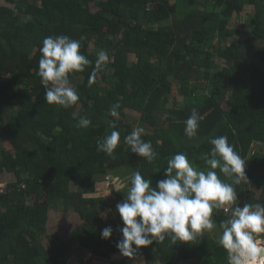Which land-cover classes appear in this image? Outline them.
<instances>
[{
  "label": "trees",
  "instance_id": "16d2710c",
  "mask_svg": "<svg viewBox=\"0 0 264 264\" xmlns=\"http://www.w3.org/2000/svg\"><path fill=\"white\" fill-rule=\"evenodd\" d=\"M5 1L12 7L0 5V172L13 173L16 180L0 191V264H68L70 242L109 264H134L133 257L111 259L120 253L116 245L124 226L116 205L127 191H115L108 201L92 196L96 184L139 170L155 188L166 178L168 159L180 152L205 170L201 155L220 135L246 162L249 183L234 185L238 198L232 206L264 204V47L238 39L227 43L239 33L229 27L232 16L247 5L255 11L246 32L256 44L264 43V0ZM59 35L79 40L81 54L92 61L85 71L69 74L79 100L67 109L46 103L36 74L43 39ZM100 50L109 61L89 87ZM172 81L180 84L183 100L167 107ZM117 104L113 129L110 110ZM193 108L201 119L189 139L185 121ZM126 109L138 112L146 126L141 138L157 153L152 163L124 143L134 130ZM82 117L92 121L87 128L76 126ZM113 130L120 142L109 156L97 150V142ZM219 178L231 183L222 174ZM251 184L261 189L259 195ZM59 201L82 220L69 240L48 233L49 211ZM229 216L223 208L214 210L218 232L175 245L154 241L138 253L146 264H226L217 240L219 222ZM106 227L113 229L108 239L101 237Z\"/></svg>",
  "mask_w": 264,
  "mask_h": 264
},
{
  "label": "clouds",
  "instance_id": "9594fccd",
  "mask_svg": "<svg viewBox=\"0 0 264 264\" xmlns=\"http://www.w3.org/2000/svg\"><path fill=\"white\" fill-rule=\"evenodd\" d=\"M80 48V41L67 35L43 39L36 74L46 90L47 104L67 109L78 102L79 95L70 86L69 74L83 72L92 64L81 54ZM108 61L109 54L100 50L88 78L89 87ZM119 107L117 104L110 110V115L116 118L109 122L113 129L117 127ZM200 119L197 109L193 108L185 121L184 132L189 139L197 135ZM91 123L89 118L82 117L76 126L87 128ZM143 133V128H135L124 137V143L130 146L132 153L152 163L157 153L150 141L141 138ZM119 142L120 133L113 130L97 142V150L112 156ZM209 142L210 150L201 155L205 170L180 152L168 159L166 178L157 181L155 188L139 170L133 172L126 198L116 205L124 225L119 229L122 239L116 245L122 256L132 258L141 247L154 241L168 239L172 245L196 241L205 231L217 226L212 218L214 210L223 208L228 212L231 208L230 216L219 222L221 233L217 240L226 252V264H264V204L244 203L231 207L238 198L234 185L249 183L246 162L228 142L227 136L220 135ZM217 169L231 183L220 179ZM112 231L111 227L104 228L101 237L110 238Z\"/></svg>",
  "mask_w": 264,
  "mask_h": 264
},
{
  "label": "rangeland",
  "instance_id": "374dc122",
  "mask_svg": "<svg viewBox=\"0 0 264 264\" xmlns=\"http://www.w3.org/2000/svg\"><path fill=\"white\" fill-rule=\"evenodd\" d=\"M173 1V0H172ZM0 5L12 7V5L6 3L5 0H0ZM91 9H95V5L91 4ZM255 9L253 5L245 6L244 10L239 14H234L230 21V28H237L239 29V33L232 35L228 38L227 43L229 44L232 40L238 39L240 41H250V44H255L261 48L264 47V43L260 42L261 44L257 43L254 37L252 38L250 34L246 32L247 29H252L248 27L247 20L248 16L254 13ZM94 49L93 43L89 46V51ZM255 51V50H254ZM254 57L256 53H254ZM214 60L218 63L221 67L225 66V60L220 58L219 56H215ZM216 71V70H214ZM202 82V80L200 79ZM172 92L168 94L169 102L167 107H172L176 103H180L183 100V94L179 92L180 84L172 81ZM70 86L72 83L70 82ZM126 115L133 120V129L135 128H143L145 129L146 126H143L140 121V114L136 111L132 110H125ZM132 173L129 172L127 174L121 176H106L102 180H100L95 187V193L92 196H102L106 199L111 200V198L115 195V191H127L128 186H130V177ZM16 180V176L13 173L9 172H0V191H4L5 187L8 183L13 182ZM248 188L252 189V191L259 195L261 189L257 188L255 185H249ZM70 189L72 191H76L77 186L74 182L70 183ZM233 207V206H231ZM235 207V206H234ZM227 215L231 214V208L229 212H225ZM116 212L113 211L108 216L110 219L115 217ZM82 224V220L80 219L78 213L71 207H66L62 201L57 202L54 206L51 207L49 214H48V233L49 234H57L61 236L63 239L69 240L70 232L75 229L76 227ZM211 232H218L217 228L209 231ZM44 245L46 247L49 246V241L47 239L44 240ZM71 246V257L69 259L68 264H109V260L101 259L97 256H93L90 251L85 248H82L80 245L70 242ZM124 256L121 253H117L111 256V259H122ZM134 264H146L144 257L140 253H136L133 256Z\"/></svg>",
  "mask_w": 264,
  "mask_h": 264
}]
</instances>
